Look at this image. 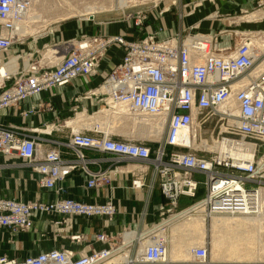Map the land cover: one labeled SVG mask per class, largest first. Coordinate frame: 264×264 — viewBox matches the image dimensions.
I'll return each mask as SVG.
<instances>
[{
  "label": "built area",
  "instance_id": "built-area-1",
  "mask_svg": "<svg viewBox=\"0 0 264 264\" xmlns=\"http://www.w3.org/2000/svg\"><path fill=\"white\" fill-rule=\"evenodd\" d=\"M162 1L170 5L156 12ZM221 1L227 0H190L179 15L183 18L205 2L217 6ZM34 2L0 0V113L78 79L99 76L102 82L91 93L104 104L110 120L139 123L143 118H160L163 136L153 147L145 141L118 138L97 126L92 134L73 130L67 142L42 152L32 135L0 124V156L20 158L40 176V186L49 193L46 200L29 201L0 194V264H171L169 241L163 236L168 224H164L184 210L179 209L182 197L196 198L201 185L204 196L189 207L204 208L207 217L258 214L264 160L257 157L254 142L264 140V63H259L264 51H258L256 41L264 42V28L242 29L228 16L229 28L222 24L210 33L161 38L150 31L128 39L126 32L111 33V22H99L95 15L88 20L99 30L73 39L72 48L61 50L64 54L57 63L46 65L33 57L21 66L24 56L19 46L27 36L20 26ZM178 4L179 0H127L124 19L137 32L147 28L152 17ZM261 9L264 0L257 2L254 11ZM211 15L219 17V11ZM255 20L264 23V18ZM115 49L122 52L120 61L103 68ZM34 107L23 111V116ZM213 145L217 147L210 149ZM62 146L73 159L63 156ZM86 150L108 155L112 166L103 168L101 160L88 157ZM131 161L149 167L159 183L165 199L156 205L159 221L139 232H129L127 227L117 234L86 232L80 219L99 218L110 226L117 206L112 198L90 203L69 197L62 182L80 172L87 178V189L99 188L110 183L121 164ZM3 167L0 163V170ZM198 174L204 180H198ZM132 186L144 184L136 179ZM29 232L36 234L37 243L19 256L17 242ZM130 234L134 237L126 239ZM45 240L52 245L42 249L40 242ZM138 244L143 247L136 249ZM4 247L15 252L1 251ZM192 251L197 259L193 264H209L206 246Z\"/></svg>",
  "mask_w": 264,
  "mask_h": 264
},
{
  "label": "crops",
  "instance_id": "crops-1",
  "mask_svg": "<svg viewBox=\"0 0 264 264\" xmlns=\"http://www.w3.org/2000/svg\"><path fill=\"white\" fill-rule=\"evenodd\" d=\"M189 1L179 0L178 5L172 6L170 11L158 18L152 17L148 21L149 26L141 28L137 32L130 29V24L125 21L123 15L122 20H113V24L109 28L110 32L114 34L126 32L128 39H134L138 34L143 35L144 32L150 31L157 32L161 38L179 34L183 36L196 33L205 34L210 33L212 29L218 30L222 24L229 28V21L232 19H229L228 16L233 20L241 18L239 22L237 21L239 24L235 23V25L242 29L253 31L264 28V23L247 18L257 8V2L260 0H227L217 3V6L205 2L204 6L195 13L181 18L179 14ZM169 5V1H162L155 8V11L163 10ZM216 10L219 11V17L212 18L211 14H215ZM261 18H264V15ZM96 20H100L99 16H96ZM98 30L99 27L96 23L87 20L84 26L77 30V37L81 34H93ZM72 36L73 34H69L65 37L70 38ZM226 44L227 42H225ZM35 45L34 49L36 50L39 46L37 43ZM108 55L102 64L103 68L106 69L120 61L122 52L115 49ZM101 82V77L94 76L89 79H78L63 88H54L50 93L45 92L18 107L1 112L0 124L18 128L19 132L32 135L40 144L39 147L42 152H46L57 142H67L71 138L73 130L92 134L97 125H101V121L105 120H101L100 116L107 114L104 104L91 93ZM32 105L35 106L34 111L23 116V111ZM117 137L122 138L121 135H117ZM62 148L63 156L67 159H73V155L65 147L62 146ZM86 154L90 158L101 160L103 168L112 166V161L109 160L108 155L102 152L86 150ZM0 163L4 164L0 170L1 195L24 201L49 198V193L39 184L40 176L31 167L26 166L16 155L9 159L0 156ZM91 167L93 169L99 168L98 165H91ZM136 179H141L144 186L133 188L132 181ZM62 184L67 190V196L78 200L90 203H104L110 198L114 200L118 212L110 226L99 218L93 220L80 219L84 230L88 233L106 230L117 234L121 233L125 227L136 232L144 230L147 226L159 221L160 217L156 205L165 202L152 170L140 161L121 164L118 172L110 178V183L99 188L87 189V178L80 172L69 175ZM41 225L42 223L37 221V227L41 228ZM36 243L37 236L34 232L23 233L17 242V248H20L18 255L23 256L26 250L34 248ZM91 244L93 246L100 245L94 242ZM40 245L42 249H47L51 247L52 242L45 240L40 242ZM1 251H7L9 254L15 252L7 247Z\"/></svg>",
  "mask_w": 264,
  "mask_h": 264
},
{
  "label": "rangeland",
  "instance_id": "rangeland-1",
  "mask_svg": "<svg viewBox=\"0 0 264 264\" xmlns=\"http://www.w3.org/2000/svg\"><path fill=\"white\" fill-rule=\"evenodd\" d=\"M37 1L38 2L36 3V6L33 7V9L35 8V11L37 8V14H34L35 18L33 19L32 24L34 23V21L36 22L38 15L39 16L42 15L43 17L37 24L36 30L37 29L38 30L35 31V33H28L27 35H25L27 36L26 38L27 40L24 42V44H21L19 46V49H22L23 56H24V61L21 60L19 62L21 66L24 65L25 61L33 57H35L36 60H42L43 64H46V65L47 64L52 65L53 63H57L58 62L57 57L64 54V51H61V50L67 49L70 46H71L70 48H72V43L74 41L73 39H75L78 35L77 30L83 27L86 21L91 18V16H84V13L86 14L88 13V11L84 12L82 11L83 9H87V8L94 9L96 7L95 15L99 16V19H100L99 22L110 21L111 22L110 25L113 24V20L115 19L122 20L124 11L128 12V10L126 9V5H124L125 0H77V1L76 0H37ZM73 1H74V4H71ZM72 6H75V7H72ZM79 9L81 10L80 12H78ZM258 11H261V10H258ZM258 11L255 10V11H252V13H256ZM252 13H250L249 15H252ZM240 19L236 21L239 22ZM42 23L44 24V26ZM39 25H42V26L40 27ZM69 34H73V36L70 38L65 37L66 35L69 36ZM35 43H37L39 46V48H36V50L34 49V47L36 46ZM52 49H55V50L57 49L58 51H61L62 54L61 53L54 54V51ZM33 51L34 52L36 51L37 53L36 52L34 53ZM259 63H264V57L261 59ZM103 118H104V115L103 116L101 115V120ZM104 119H109L108 112H107V115H105ZM112 121L113 120H110V121L105 120L103 124L104 128L107 124L112 123ZM101 123H103V121H101ZM97 126H101V128H103L102 125H97ZM114 130L115 131H113V134H115L116 136L121 135V137L125 140L145 141L151 144L153 147L158 146V141H160L163 136L161 134L160 138L142 137V136H138L137 133H134V132L129 133V131L121 132L120 130L118 131V129L117 130L114 129ZM150 140H154V142ZM254 143H257V157L264 160V140L257 141ZM197 179L202 181L204 180V176L201 174H198ZM205 191H206L205 186L201 185L198 196L196 198L182 197L180 205H179V209L188 208L197 199L202 198L205 194ZM263 202H264V198H263ZM197 213L190 212L187 215H184L182 217L180 216L177 219L178 221L176 220L175 222L177 223L179 222V224H186L188 222H192L193 219L196 218V216L198 217L205 216L204 221L206 224H204V229L198 232V235H194L193 234L194 231L185 228L181 230V232H179L176 235V237H173L171 235V232H172V227L174 225L173 224L174 220L172 221L173 223L171 222L167 226V230H166L167 237L166 238L169 241V249H170L169 254L170 255H171V250L174 249L175 247H179V248L182 247L181 245L184 242L186 243H190L191 241L193 242V246L191 247L190 254L186 257H183L182 260H179V259L176 260V259L171 258V260L174 261L171 264L196 263L197 259L193 256L192 250L198 246H206L208 250L207 260L209 264H264V215L258 221H251V224L248 223L246 226H243L239 230V233L236 234V236L233 234L232 239H228V242L222 245L219 249L215 247V242L218 239V237L223 235L222 231L224 230L221 231L220 230L221 228L215 229L213 227V224H212L213 216L207 218L203 211H200ZM128 231L130 232L132 230L130 229ZM233 241L238 243L237 246L239 247L236 256L233 255L234 258L230 257V254H232L231 253L232 249L229 246L233 244ZM142 247H143L142 244H138L136 246V249H141ZM238 253L240 254V256H243L244 254L246 256L244 255V258H238V255H239Z\"/></svg>",
  "mask_w": 264,
  "mask_h": 264
},
{
  "label": "bare ground",
  "instance_id": "bare-ground-1",
  "mask_svg": "<svg viewBox=\"0 0 264 264\" xmlns=\"http://www.w3.org/2000/svg\"><path fill=\"white\" fill-rule=\"evenodd\" d=\"M37 2L38 1L35 0V2H34L35 5L32 6V8H31V10L29 12L28 17L23 22V24H21V26H20V28H21V34L27 35L28 33H35V31L38 30V29L36 30L37 24L42 19L43 16L42 15L41 16L38 15L36 22L34 21V23L32 24V21L35 18L34 14H37V8H36V11H35V8L33 9V7L36 6V3ZM71 4H74V1ZM67 5H69V4H67ZM124 5L127 6V0H125ZM75 6H72V7H75ZM95 8L94 9L93 8H91V9L90 8L83 9L82 11H84V12L88 11V13H86V14L84 13V16H93V15H95L96 14ZM80 11L81 10L79 9L78 12H80ZM261 11H258L256 13H252V15H249L247 18L248 19H255V18H258L259 16L261 17V16L264 15V12H263L264 10L261 9ZM82 15H83V13H82ZM39 17H40V19H39ZM39 26L41 27L42 25H39ZM43 26H44V24H43ZM256 45H257V49H258L259 52L260 51H264V42L256 41ZM52 50L54 51V54H55V52L58 51L57 49L56 50L55 49H52ZM59 59H60V57H59ZM105 115H107V114H105ZM105 115H104V118H105ZM102 116H103V114H102ZM105 120H103V123H104ZM163 124H164V120H162L160 118H154V119L153 118H146V119L143 118V120L141 122H139V123H138L137 120H123V121L118 120V121H112V123L107 124L105 126V128L102 125L103 126L102 129H105L107 132H113V131H115L114 129H116V130L118 129V131L120 130L121 132H124V131H129V133L130 132L131 133L134 132V133H137L138 136H142V137L160 138V136H161V134L163 132V130H162L163 129ZM213 147H217V145L210 146L209 148L212 149ZM259 193H260V196H261L262 204H261V209H260V211L258 212L257 215H251V214L250 215L217 214L218 216L217 215H213V217H212L213 227L215 229H220L221 228L220 229L221 231L222 230L225 231V232L222 231V234L223 235H221L220 237H218V239L216 240V242H215V247L216 248H219L220 249V247L222 245H224L226 242H228V239H232V235L233 234L236 236V234L239 233V230L243 226H246L248 223L251 224V221H258L264 215V202H263V198H264V187H261L260 188ZM204 210H205L204 208L199 209V210H195V207L194 206L188 207V208L184 209L181 213H179V215H177L176 217H174V219L169 220L164 225H166V224L169 225L174 220L173 221L174 223L172 222L174 225H173V227L171 226L172 227L171 235L173 237H176V235L179 232H181V230H183L185 228L194 231V233H193L194 235H198V232L201 231V230H203L204 229V224H206L205 221H204L205 220V216L204 217L203 216H201V217L196 216V218H194L192 222H188L186 224H179V222L177 223L175 221L178 219V217H180V216L182 217L184 215H187L190 212L197 213V212L203 211L204 214L206 215V213H205ZM206 217H207V215H206ZM163 236L165 238L167 237L166 232L163 233ZM133 237H134L133 234L127 235V239L128 238L131 239ZM237 244L238 243H236V242L233 241V244L229 245L230 248L232 249V251L229 250L232 253V254H230V257H233V255L236 256V254L238 252V248H239L237 246ZM181 246L182 247H180V248L179 247H175L174 249L171 250V255L169 254V257L167 259L168 263H173L174 262L173 260H171V258L172 259H176V260H178V259L179 260H182L183 257L188 256L190 254V252H191L190 250H191V247L193 246V242L192 241L190 243L184 242ZM169 253H170V251H169ZM244 255L243 256H240V254H239L238 255V258H244ZM237 262H239V261H237Z\"/></svg>",
  "mask_w": 264,
  "mask_h": 264
}]
</instances>
